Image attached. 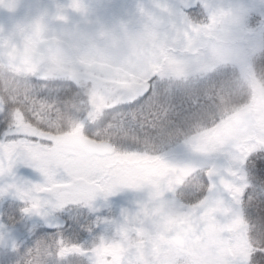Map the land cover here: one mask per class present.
Masks as SVG:
<instances>
[{"label": "rangeland", "instance_id": "obj_1", "mask_svg": "<svg viewBox=\"0 0 264 264\" xmlns=\"http://www.w3.org/2000/svg\"><path fill=\"white\" fill-rule=\"evenodd\" d=\"M53 1L57 10L50 0H0V102L12 108L10 96L36 103L47 96L73 131L45 117L0 121V264H249L245 218L255 198L246 207L242 196L248 156L258 167L264 146V0H198L190 14L166 0L172 24L163 32L124 0ZM56 12L73 56L36 70L12 66L19 38ZM122 102L138 103L135 116L107 113ZM40 131L54 142L41 143ZM14 134L28 137L25 148ZM87 138L112 142L115 154L89 155L76 146ZM218 156L233 177L222 198L203 178ZM36 206L55 216L59 233H43L22 214ZM184 219L200 233L178 250L169 234Z\"/></svg>", "mask_w": 264, "mask_h": 264}, {"label": "water", "instance_id": "obj_2", "mask_svg": "<svg viewBox=\"0 0 264 264\" xmlns=\"http://www.w3.org/2000/svg\"><path fill=\"white\" fill-rule=\"evenodd\" d=\"M140 6L149 15L148 23L155 30H165L169 28L171 21L169 18V5L164 0H129ZM183 10L189 11L197 7L196 0H178ZM49 49L60 53L69 54L67 47L50 41L46 44ZM10 61L18 66L39 67L43 65L45 59L38 54L33 53L28 47H21L19 50L11 53ZM42 140L50 141L51 136L40 135ZM85 147L88 151L100 155L111 156L114 154V147L109 143H97L91 140L85 141ZM206 182L210 189L219 197H224L230 189V169L222 157H218L206 174ZM71 187H62L60 189H70ZM89 189L97 191L96 186H90ZM30 214L38 218L47 230L55 229L54 218L41 208H33ZM199 234V227L192 222H181L176 225L170 234V241L178 248H186L188 241Z\"/></svg>", "mask_w": 264, "mask_h": 264}, {"label": "flooded vegetation", "instance_id": "obj_3", "mask_svg": "<svg viewBox=\"0 0 264 264\" xmlns=\"http://www.w3.org/2000/svg\"><path fill=\"white\" fill-rule=\"evenodd\" d=\"M124 2H126V1L124 0ZM126 3H128V2H126ZM52 5H53V7H52ZM56 6L58 7L57 4L55 5L53 0H50L49 7H52L51 9L57 10ZM57 13L58 12H56L54 14L55 16L53 15V18H50V20H49L50 23H47V25H45V26H40V28L36 31V33H34V35L32 34V32H29V33L25 34L23 37L19 38L18 48L21 46H28L34 52L43 55L46 59L45 65L47 63L51 62L52 60L55 62H57L58 60L63 61V60H67V58H70L73 56V53H72V50L70 48L69 43L66 40H64V38H63V30L64 29L59 27V26H63L62 24H60L63 21V19H61V17H63V13H61V14H57ZM15 25H17V24H15ZM47 28L51 29V32H48ZM49 40H57L59 42L65 43L69 47V49L71 51V55L70 56H64V55H61V54L53 51L52 49H48L44 44ZM16 49H14V50H16ZM52 67L60 75L65 73V71L63 69H61V68L58 69L57 65H53ZM16 68H18V67H16ZM18 69L36 70L37 68L21 67ZM59 74H58V76H59ZM43 90H46V91L51 90V87H44ZM60 90H63V88H60ZM43 92H45V91H43ZM8 98L11 101L13 100L12 102H8V104L11 103L9 105H11L12 108L7 106L6 104H3V102H0L1 103L0 112L2 113L1 116H8V119H6V117L0 118V121H5V122L7 120L10 121L9 117H13L15 115L24 116V119L26 122L27 121L31 122L32 118H35V116H36L35 111H34V114L31 112L32 101H30L31 99L28 98V96H21L19 98L10 96ZM52 102H53L52 98H48L47 96L43 97L41 99L40 105L38 106L39 110L42 109L43 110L42 113H43L44 110L46 109L44 112V116H45V118H47L46 120L48 121V124H52V125H56V126H67V125H65L66 124L65 122H68V121L67 120L63 121L62 119H59V115L57 113L56 107L51 106ZM49 105H50V107H48ZM13 106L15 107L14 110H16L15 113H13L12 110L9 111L8 113L5 112L6 108L13 109ZM41 106H42V108L40 109ZM120 107L125 108L126 104H122V105H120ZM59 112H60V110H59ZM31 116H34V117H31ZM38 116H40V115H38ZM142 122H140L139 124H135V126L140 125ZM125 126H127V125H125ZM127 129L128 128H124L123 130L128 132L129 130H127ZM63 130H65V129H63ZM67 131H69V129H67ZM116 132H120V131H116ZM121 132H123V134L126 133L122 130H121ZM132 132H133V130H132ZM14 137H16L14 139H17L18 141H23L22 147L25 148L26 143L28 142V137L26 135H19V134L18 135L14 134ZM24 213H25V211L22 212L23 215H24ZM16 216H17L16 214H13L11 219L13 218V221L16 220Z\"/></svg>", "mask_w": 264, "mask_h": 264}, {"label": "trees", "instance_id": "obj_4", "mask_svg": "<svg viewBox=\"0 0 264 264\" xmlns=\"http://www.w3.org/2000/svg\"><path fill=\"white\" fill-rule=\"evenodd\" d=\"M39 105H40V103H36L35 101L32 100L31 112L34 114V111H35V114H36L35 117H37L36 119H38L39 121H42L45 117L44 112L46 109L42 113V111H43L41 109L42 106L40 107L41 110H39V108H38ZM48 107H50V105ZM38 115H40V116H38ZM133 115H135V111L133 112ZM80 130L81 129L78 126V130H77L78 133L77 134H79V136H80ZM100 134H101L100 135L101 137L104 136L102 134V132ZM74 135H76V134H74ZM147 135L149 136V133ZM259 153L261 154V156H259L258 157L259 159H257L259 161L258 167H256V164H254V161H253L254 156L253 155L248 156V159L246 161V165L244 167L247 170V172H246V170H244V171L247 174L246 177L249 181V186L246 188L247 191L245 193V196H242V201L243 200L245 201V205L247 207L248 197L252 194L251 199L253 197L255 198L251 202V204L249 202L248 208H247L248 209L247 212L249 215L247 218H245V223L247 225V231L245 232L244 239L247 241H246V250H245L244 254H247V257H248L247 260L249 261V264H254L255 256H259L262 259V261L259 264H264V196L261 198H257L260 195H264V193L263 192L259 193L256 190L257 189L256 185L259 186V184L257 182L264 183V146H262L261 149H259ZM243 166H244V164H243ZM244 181H245V179H244ZM206 190L208 191L207 186H206ZM256 194H259V195L255 196ZM74 240H75V238H73V240H71V239L65 240L63 244L65 247H68V246L71 247L74 244ZM75 245H77V249H78L79 244H75ZM64 258H66V257H64Z\"/></svg>", "mask_w": 264, "mask_h": 264}]
</instances>
